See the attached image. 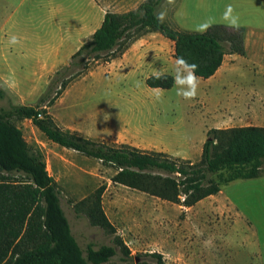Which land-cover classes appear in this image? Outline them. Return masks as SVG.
Returning a JSON list of instances; mask_svg holds the SVG:
<instances>
[{"label":"rangeland","instance_id":"1","mask_svg":"<svg viewBox=\"0 0 264 264\" xmlns=\"http://www.w3.org/2000/svg\"><path fill=\"white\" fill-rule=\"evenodd\" d=\"M96 1L104 5L107 0ZM93 3L0 0V88L5 93L0 106L37 103L54 73L101 23L98 17L90 29L77 31L83 23L76 15L93 14ZM226 12L237 17L236 26L224 21ZM160 14L182 30L204 31L213 24L243 27L245 53L227 55L209 79L198 76L196 97L185 100L173 86L147 85L151 74H172L176 58L171 40L145 32L121 56L100 61L71 82L49 107L58 125L98 141L164 151L193 162L200 160L211 128L264 126V0H166ZM60 30H65L66 44L57 49ZM14 122L30 147L43 152L82 248L116 246L118 252L107 264H158L150 256L154 252L162 255V264H264V166L261 177L230 182L218 194L186 207L114 182V167L50 141L30 119ZM101 187L113 234L76 210Z\"/></svg>","mask_w":264,"mask_h":264},{"label":"trees","instance_id":"2","mask_svg":"<svg viewBox=\"0 0 264 264\" xmlns=\"http://www.w3.org/2000/svg\"><path fill=\"white\" fill-rule=\"evenodd\" d=\"M165 1L144 0L124 12L107 11L91 38L54 73L37 103L0 106V264H107L118 252L116 246L108 244L82 248L43 152L30 147L15 120L30 119L50 141L114 167V182L186 207L218 194L230 182L261 177L264 126L211 128L200 160L193 162L164 151L106 143L76 130L62 129L50 113L49 107L72 81L100 61L121 56L145 32H158L171 40L175 58L182 56L195 64L197 76L204 79L216 74L226 55H244L243 27L213 24L204 31L178 29L157 19ZM157 74L146 78L149 87L173 86L172 74L159 73L160 79ZM0 97H5L1 88ZM13 174L23 178L15 179ZM103 191L104 187L99 188L76 210L84 212L93 225L113 234L115 229L102 207ZM124 253L130 254L126 248ZM150 256L162 264L160 253Z\"/></svg>","mask_w":264,"mask_h":264},{"label":"clouds","instance_id":"3","mask_svg":"<svg viewBox=\"0 0 264 264\" xmlns=\"http://www.w3.org/2000/svg\"><path fill=\"white\" fill-rule=\"evenodd\" d=\"M157 19L162 20L163 14L157 16ZM223 19L227 24L231 26H236L238 23L237 17L231 16L227 12L225 13ZM10 42L15 44L16 38L13 36ZM196 68L197 66L195 64L189 63L187 60L184 59V57H176L175 65L172 68L171 79L177 96L185 100H191L196 97L199 82V77L196 74ZM156 78L160 79L161 74L158 73L156 75ZM157 99H159V96H157Z\"/></svg>","mask_w":264,"mask_h":264},{"label":"crops","instance_id":"4","mask_svg":"<svg viewBox=\"0 0 264 264\" xmlns=\"http://www.w3.org/2000/svg\"><path fill=\"white\" fill-rule=\"evenodd\" d=\"M142 1L144 0H107L105 1L104 5L99 4V2H97L96 0H94L93 3V14H88V15H76V20L77 21H81V23H83V27H80V23L79 26L77 27V31L80 32L83 30V32H85L84 30L90 29L91 24L98 18L101 17V22L103 20L104 14L107 11H111V12H124L130 9H134L136 8ZM131 4H136V6L128 8L126 10H122L123 7H128ZM93 21V22H92ZM101 24V23H100ZM100 24L94 28H92V31L94 32L99 26ZM84 28V29H83ZM65 30H60L58 32V36H59V40H55L54 42L57 43L58 45H56V48H61V46L65 45L66 42L64 40V35H65ZM131 49V48H130ZM129 49V50H130ZM230 55V54H228ZM233 55V54H232ZM125 56V54H124ZM227 56V55H226ZM225 56V58H226ZM225 60V59H224ZM224 63V62H223ZM223 66V64H222ZM221 66V67H222ZM220 67V68H221ZM220 70V69H219ZM218 70V71H219ZM217 71V72H218ZM216 72V73H217ZM213 77V76H212ZM211 78V77H210ZM209 79V78H208ZM254 125V124H252Z\"/></svg>","mask_w":264,"mask_h":264},{"label":"bare ground","instance_id":"5","mask_svg":"<svg viewBox=\"0 0 264 264\" xmlns=\"http://www.w3.org/2000/svg\"><path fill=\"white\" fill-rule=\"evenodd\" d=\"M187 13H188V12H187ZM187 13H186V14H187Z\"/></svg>","mask_w":264,"mask_h":264}]
</instances>
